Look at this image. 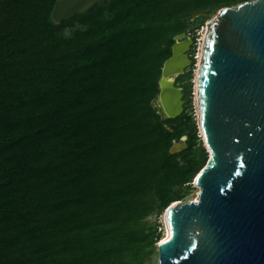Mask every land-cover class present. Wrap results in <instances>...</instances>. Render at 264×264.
<instances>
[{
	"label": "trees",
	"instance_id": "1",
	"mask_svg": "<svg viewBox=\"0 0 264 264\" xmlns=\"http://www.w3.org/2000/svg\"><path fill=\"white\" fill-rule=\"evenodd\" d=\"M56 1L0 0V264H149L147 219L209 160L190 102L154 106L164 64L194 12L251 0H105L58 25Z\"/></svg>",
	"mask_w": 264,
	"mask_h": 264
},
{
	"label": "water",
	"instance_id": "2",
	"mask_svg": "<svg viewBox=\"0 0 264 264\" xmlns=\"http://www.w3.org/2000/svg\"><path fill=\"white\" fill-rule=\"evenodd\" d=\"M103 1L57 0L52 21L61 24ZM199 16L207 13L196 11L191 21ZM185 35L175 38L159 81L158 110L165 118L184 112L182 93L168 99L162 81L190 65ZM198 87L210 160L195 179L197 201L166 210L170 237L158 244L159 263L264 264V0L221 10L206 38ZM185 140L170 153L181 152Z\"/></svg>",
	"mask_w": 264,
	"mask_h": 264
},
{
	"label": "rangeland",
	"instance_id": "3",
	"mask_svg": "<svg viewBox=\"0 0 264 264\" xmlns=\"http://www.w3.org/2000/svg\"><path fill=\"white\" fill-rule=\"evenodd\" d=\"M237 6L238 5H234L232 7H237ZM221 10L222 9L216 11L212 15L207 14V16H205L206 17V21L204 22V25L198 29V31L196 33V38H194V36L192 34H190V33L185 35L186 38L184 40L191 42V45H190L189 49L185 53L186 57H188V59L190 60V65L187 66V68L185 70V73H184V74H186V72L188 71L189 68L192 69V73H193L192 87H193V90H192L191 96H189L188 91H187L188 83H186L184 85H180L179 84V78H180V76H182L184 74L174 76V78H173L175 87H177L181 91V93L183 95V97H182L183 109L185 110V108L190 106V103H191V107H189L190 108L189 110H190L192 116L197 121L198 130H199V138H200L201 142L203 143V145L206 147V149H207V146H206V143H205V138L203 136V133H202V130H201V126H200V103H199L198 82H199V74H200V68H201V63H202V58H203L204 46H205L206 38L208 36L211 24L218 18ZM71 31L72 30H68L67 33H70ZM154 106L156 108L159 107L158 98L155 101ZM175 143H178V142H175ZM181 144L184 147L185 144H186V140L182 141ZM207 152L209 154V160H210V153H209L208 149H207ZM209 160H208V162H209ZM208 162H207V164H208ZM191 184L192 185H191L190 192L181 201L183 203L184 202H190V201H197V199L199 197V192H200L199 186L195 183V180ZM165 216H166V211L163 212L159 216L152 215L151 217H149L147 219L149 224H153L154 226L158 227V231L162 233V239L160 240V242L163 241V240H166V238L168 237V230H167V226H166V218H165ZM149 264H160L159 263V252H158V249L156 250V252H155V254L153 256V260Z\"/></svg>",
	"mask_w": 264,
	"mask_h": 264
},
{
	"label": "bare ground",
	"instance_id": "4",
	"mask_svg": "<svg viewBox=\"0 0 264 264\" xmlns=\"http://www.w3.org/2000/svg\"><path fill=\"white\" fill-rule=\"evenodd\" d=\"M162 86L164 88V92L168 93V99L179 100V96H181V91L179 89H174V79L172 78H164L162 81ZM178 97V98H177ZM168 230V229H167ZM170 237V233L168 230V237Z\"/></svg>",
	"mask_w": 264,
	"mask_h": 264
},
{
	"label": "flooded vegetation",
	"instance_id": "5",
	"mask_svg": "<svg viewBox=\"0 0 264 264\" xmlns=\"http://www.w3.org/2000/svg\"><path fill=\"white\" fill-rule=\"evenodd\" d=\"M174 87H175V85H174ZM175 89V88H174Z\"/></svg>",
	"mask_w": 264,
	"mask_h": 264
}]
</instances>
